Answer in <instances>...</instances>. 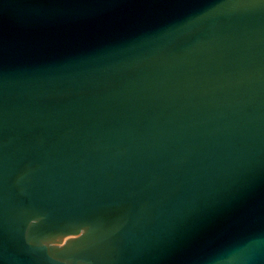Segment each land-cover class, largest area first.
<instances>
[{
    "label": "water",
    "instance_id": "water-1",
    "mask_svg": "<svg viewBox=\"0 0 264 264\" xmlns=\"http://www.w3.org/2000/svg\"><path fill=\"white\" fill-rule=\"evenodd\" d=\"M0 264H264V0H0Z\"/></svg>",
    "mask_w": 264,
    "mask_h": 264
}]
</instances>
